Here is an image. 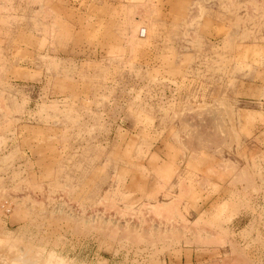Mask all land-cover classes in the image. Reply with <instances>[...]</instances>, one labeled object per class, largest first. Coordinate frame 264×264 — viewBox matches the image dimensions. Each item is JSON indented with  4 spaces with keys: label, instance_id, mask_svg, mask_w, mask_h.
Returning a JSON list of instances; mask_svg holds the SVG:
<instances>
[{
    "label": "rangeland",
    "instance_id": "374dc122",
    "mask_svg": "<svg viewBox=\"0 0 264 264\" xmlns=\"http://www.w3.org/2000/svg\"><path fill=\"white\" fill-rule=\"evenodd\" d=\"M0 264H264V0H0Z\"/></svg>",
    "mask_w": 264,
    "mask_h": 264
},
{
    "label": "bare ground",
    "instance_id": "6f19581e",
    "mask_svg": "<svg viewBox=\"0 0 264 264\" xmlns=\"http://www.w3.org/2000/svg\"><path fill=\"white\" fill-rule=\"evenodd\" d=\"M30 261V260H29ZM232 261V260H231Z\"/></svg>",
    "mask_w": 264,
    "mask_h": 264
}]
</instances>
